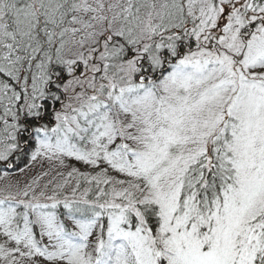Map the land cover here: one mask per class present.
<instances>
[{
	"label": "snow or ice",
	"instance_id": "1",
	"mask_svg": "<svg viewBox=\"0 0 264 264\" xmlns=\"http://www.w3.org/2000/svg\"><path fill=\"white\" fill-rule=\"evenodd\" d=\"M0 264H264V0H0Z\"/></svg>",
	"mask_w": 264,
	"mask_h": 264
}]
</instances>
